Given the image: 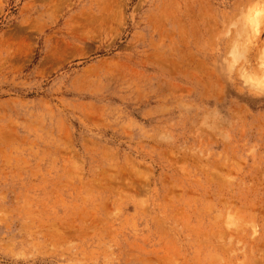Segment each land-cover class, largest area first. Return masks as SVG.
I'll list each match as a JSON object with an SVG mask.
<instances>
[{
  "label": "rangeland",
  "instance_id": "374dc122",
  "mask_svg": "<svg viewBox=\"0 0 264 264\" xmlns=\"http://www.w3.org/2000/svg\"><path fill=\"white\" fill-rule=\"evenodd\" d=\"M0 264H264V0H0Z\"/></svg>",
  "mask_w": 264,
  "mask_h": 264
}]
</instances>
